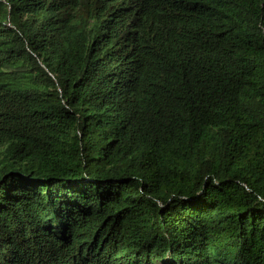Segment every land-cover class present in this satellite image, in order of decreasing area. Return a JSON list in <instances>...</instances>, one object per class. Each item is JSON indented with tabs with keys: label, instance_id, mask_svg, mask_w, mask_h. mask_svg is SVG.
I'll return each instance as SVG.
<instances>
[{
	"label": "trees",
	"instance_id": "obj_1",
	"mask_svg": "<svg viewBox=\"0 0 264 264\" xmlns=\"http://www.w3.org/2000/svg\"><path fill=\"white\" fill-rule=\"evenodd\" d=\"M0 264H264V0H0Z\"/></svg>",
	"mask_w": 264,
	"mask_h": 264
}]
</instances>
